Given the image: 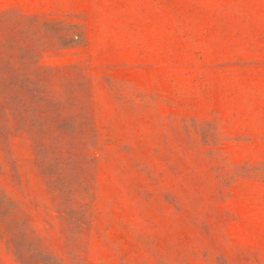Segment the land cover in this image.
Wrapping results in <instances>:
<instances>
[{
  "label": "rangeland",
  "instance_id": "rangeland-1",
  "mask_svg": "<svg viewBox=\"0 0 264 264\" xmlns=\"http://www.w3.org/2000/svg\"><path fill=\"white\" fill-rule=\"evenodd\" d=\"M0 264H264V0H0Z\"/></svg>",
  "mask_w": 264,
  "mask_h": 264
}]
</instances>
